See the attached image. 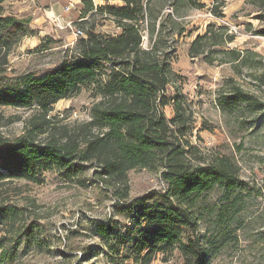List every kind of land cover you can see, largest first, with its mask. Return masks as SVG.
<instances>
[{
  "label": "rangeland",
  "instance_id": "1",
  "mask_svg": "<svg viewBox=\"0 0 264 264\" xmlns=\"http://www.w3.org/2000/svg\"><path fill=\"white\" fill-rule=\"evenodd\" d=\"M82 1L76 6L69 5V0H0L4 15L31 20L29 29L33 31L6 56L0 79L15 86L24 75L39 76L60 66L75 57L78 40L89 30L102 36L119 35L114 18L102 10L123 3L91 0L93 11L84 15ZM141 1L144 18L136 26L141 47L149 51L156 46V57L168 69V83L161 95L168 102L165 107L159 105L158 111L172 119L177 103L191 119L185 135L173 129L171 140L188 152L187 160L195 166L228 158L247 186L246 191L227 194L216 187L195 199V235L207 264H264V86L254 78L264 67V8L258 0H194L202 8L187 0ZM208 26L222 28L216 30L222 39L235 37L215 50L250 53L259 64L253 69L221 65L220 54L209 55L211 64L204 60L206 55L190 59V44L204 36ZM75 30L83 36H74ZM105 67L106 74L112 65ZM230 80L249 96L250 105L239 104L227 112L217 101L233 94ZM100 99L91 86L55 104L45 118L49 123L43 127L46 134H38V142H44L50 133L62 135L89 123L90 110ZM37 115L36 109L0 107V138L12 142L26 135L38 121L34 119ZM160 170L130 171L129 199L164 190ZM96 171H100L98 166L87 165L86 172L70 182L49 171L42 175L41 184L25 180L1 184L0 204L17 208L22 216L12 230L9 226L0 229V238L11 241L0 251V264H109L95 223L111 221L115 229L123 231L128 218L122 204L116 205L115 186L97 180ZM30 226L36 228L40 243L22 236L21 245L14 250L12 241ZM173 253L168 262L158 255L152 264H183L180 255Z\"/></svg>",
  "mask_w": 264,
  "mask_h": 264
},
{
  "label": "trees",
  "instance_id": "2",
  "mask_svg": "<svg viewBox=\"0 0 264 264\" xmlns=\"http://www.w3.org/2000/svg\"><path fill=\"white\" fill-rule=\"evenodd\" d=\"M101 1L123 3L101 9L114 18L119 35L102 36L89 30L85 38L78 40L75 57L60 66L39 76L24 75L15 86L0 79V107L38 112L32 131L12 142L0 138V185L13 180L41 184L42 175L49 171L70 182L83 175L87 165L94 164L100 168L94 172L95 178L115 186L112 195L116 205L122 204L128 218L123 231L115 229L111 221L95 223V233L105 244L102 254L109 264H152L158 255L168 262L173 252L180 255L183 264H207V255L195 235V199L216 187L227 194L246 191L247 186L239 180L238 169L228 158L195 166L188 162V152L171 140L173 129L185 135L191 119L177 103L172 119H165L158 111L159 105L165 107L168 102L161 96L168 83V69L156 57V46L152 45L149 51L141 47L142 37L136 26L144 18L143 2ZM187 1L202 8L194 0ZM258 1L264 8V0ZM81 4L84 15L93 11L91 0ZM30 22L4 15L0 8V66L17 43L33 35ZM206 30L204 36H197L190 44V59L206 55L204 60L211 64L212 54H220L221 65L253 69L259 64L250 53L215 50L233 42L235 37L220 38L216 30L222 28L208 26ZM105 64L112 65L106 74ZM254 78L264 86V67ZM229 83L233 94L217 101L222 110L232 112L239 104L250 105L249 96L231 80ZM91 86L96 87L101 99L92 106L89 123L62 135L50 133L44 142H38V134H46L43 127L49 124L45 118L52 107ZM157 168H161L164 190H153L130 200L128 173ZM21 216L17 208L0 204V229L9 226L12 230ZM22 236L36 245L40 243L36 228L30 226L12 241L14 250L21 245ZM8 242L9 238H0L2 253Z\"/></svg>",
  "mask_w": 264,
  "mask_h": 264
},
{
  "label": "built area",
  "instance_id": "3",
  "mask_svg": "<svg viewBox=\"0 0 264 264\" xmlns=\"http://www.w3.org/2000/svg\"><path fill=\"white\" fill-rule=\"evenodd\" d=\"M53 20H54V22H60V20L57 18V17H54L53 18ZM59 24V23H58ZM73 34H74V36H78V37H81V36H83V34H82V32L80 31V30H75L74 32H73Z\"/></svg>",
  "mask_w": 264,
  "mask_h": 264
},
{
  "label": "crops",
  "instance_id": "4",
  "mask_svg": "<svg viewBox=\"0 0 264 264\" xmlns=\"http://www.w3.org/2000/svg\"><path fill=\"white\" fill-rule=\"evenodd\" d=\"M70 4L71 5H74L75 4L77 6V5H79V0H69V5Z\"/></svg>",
  "mask_w": 264,
  "mask_h": 264
}]
</instances>
